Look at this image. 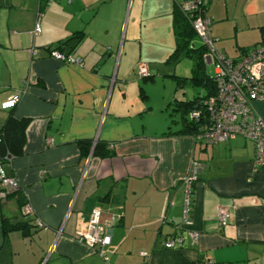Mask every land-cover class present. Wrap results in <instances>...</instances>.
<instances>
[{
  "label": "crops",
  "instance_id": "obj_1",
  "mask_svg": "<svg viewBox=\"0 0 264 264\" xmlns=\"http://www.w3.org/2000/svg\"><path fill=\"white\" fill-rule=\"evenodd\" d=\"M203 1L227 58L264 44V0ZM175 9L174 0H0V105L20 94L0 108V131L10 117L28 121L22 153L4 163L19 187L0 197V264H264V167L254 170L253 143L163 135L179 129L167 107L180 98L166 87L187 78L189 60L168 63ZM75 33L57 51L78 62L50 56ZM203 60L212 66L207 51ZM254 110L264 119V102ZM193 163L201 173L186 206ZM94 209L118 217L107 262L75 239Z\"/></svg>",
  "mask_w": 264,
  "mask_h": 264
},
{
  "label": "built area",
  "instance_id": "obj_2",
  "mask_svg": "<svg viewBox=\"0 0 264 264\" xmlns=\"http://www.w3.org/2000/svg\"><path fill=\"white\" fill-rule=\"evenodd\" d=\"M72 1L67 0L68 3ZM174 2L182 15L193 17L190 25L209 53L214 71L215 94L204 100L202 111L194 110L188 116L189 120L196 123L199 128L194 137L205 144H216L241 136L254 145V170L264 167V119L254 110L256 102H264V44L245 51L236 60L229 59L214 47L209 33L210 22L204 16V1L174 0ZM39 32L40 27L37 22L32 35L36 36ZM30 52L33 54L35 50ZM50 56L62 62H78L70 55L57 50L50 52ZM137 76L141 78L148 76L147 67L144 64L138 66ZM19 100L20 94L13 95L2 102L0 108L13 109ZM200 173L201 167L193 163L183 182L186 189V206L189 202L192 183L198 179ZM18 187L17 181L7 175L4 164L0 161V197H6ZM21 208L23 214H31L28 206L23 205ZM228 217V212L220 209L217 213L218 226L225 227ZM117 221L116 215L105 214L99 209H94L85 229L77 232L75 239L89 246L104 262H107L105 249L111 245L112 232ZM191 238L196 241L198 236L191 234ZM176 245L175 239L168 240L164 243V248L175 249ZM199 264H212V261L204 257Z\"/></svg>",
  "mask_w": 264,
  "mask_h": 264
},
{
  "label": "trees",
  "instance_id": "obj_3",
  "mask_svg": "<svg viewBox=\"0 0 264 264\" xmlns=\"http://www.w3.org/2000/svg\"><path fill=\"white\" fill-rule=\"evenodd\" d=\"M173 13V29L176 39V49L168 63L177 62L180 58H186L193 62L194 68L192 69V75L187 78H176V89L179 90L185 82H188L191 87L199 88L202 95H196L191 100H173L168 108L172 111L169 114L170 125H178L179 129L176 132L167 131L163 135L171 134H190L195 136L199 131L196 123L189 120V114L194 111H202L203 102L205 99L213 96L216 92V86L214 81V72L212 76L206 74L204 67V56L206 54V48L202 44L199 47H195L194 40L196 39L195 32L190 25L193 17L182 15L176 5ZM82 37L81 33H75L65 40L59 42L54 50H61L64 45L71 40L76 42ZM247 50H243L244 53ZM200 76V77H199ZM175 115L178 118L174 119ZM27 120L17 121L13 118H8L1 131H0V161L4 164L6 161L15 158L22 153L24 143V133L27 127Z\"/></svg>",
  "mask_w": 264,
  "mask_h": 264
},
{
  "label": "rangeland",
  "instance_id": "obj_4",
  "mask_svg": "<svg viewBox=\"0 0 264 264\" xmlns=\"http://www.w3.org/2000/svg\"><path fill=\"white\" fill-rule=\"evenodd\" d=\"M193 43H194L195 47L200 46V40L199 39H195ZM180 68H181V71L183 73H186L185 75H187V77H188L190 74L192 75V73H190V71H192V69L194 68V64L190 60H183L181 65H180ZM204 70H205L207 75L212 76L213 67L211 65L205 64ZM139 78H141V77H139ZM143 78H145V77H143ZM175 92H177V96L182 101L191 100L196 95H202V92L199 88L191 87V85L188 82H185L183 84V86L181 87V89H179V90L176 89V82H173L172 85L166 87V93H169L170 97H173L172 95H174ZM151 93L153 95H156V96L158 94H164L162 82H160V81H158V83L156 82V84L151 87ZM170 113H172V111L169 109L168 115ZM176 118H178L177 115H175L174 119H176Z\"/></svg>",
  "mask_w": 264,
  "mask_h": 264
}]
</instances>
